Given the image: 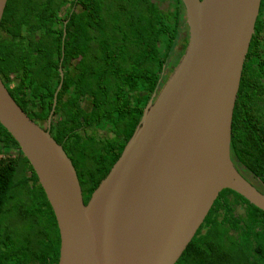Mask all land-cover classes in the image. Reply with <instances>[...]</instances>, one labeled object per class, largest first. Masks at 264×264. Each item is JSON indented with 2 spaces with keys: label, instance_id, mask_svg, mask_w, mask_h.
<instances>
[{
  "label": "trees",
  "instance_id": "1",
  "mask_svg": "<svg viewBox=\"0 0 264 264\" xmlns=\"http://www.w3.org/2000/svg\"><path fill=\"white\" fill-rule=\"evenodd\" d=\"M188 40L182 0H8L0 75L17 103L46 126L62 68L50 132L77 170L85 203ZM231 158L264 191V0L234 108ZM60 246L38 175L0 122V264H58ZM175 264H264V210L222 189Z\"/></svg>",
  "mask_w": 264,
  "mask_h": 264
},
{
  "label": "water",
  "instance_id": "2",
  "mask_svg": "<svg viewBox=\"0 0 264 264\" xmlns=\"http://www.w3.org/2000/svg\"><path fill=\"white\" fill-rule=\"evenodd\" d=\"M182 1L185 52L87 203L72 160L50 132L62 68L46 126L0 75V122L54 209L58 264H175L224 188L264 210V191L231 158L234 108L262 0ZM7 2L0 0V25Z\"/></svg>",
  "mask_w": 264,
  "mask_h": 264
},
{
  "label": "flooded vegetation",
  "instance_id": "3",
  "mask_svg": "<svg viewBox=\"0 0 264 264\" xmlns=\"http://www.w3.org/2000/svg\"><path fill=\"white\" fill-rule=\"evenodd\" d=\"M12 76H14V75H12ZM247 177H249V175H248ZM249 179H251V178L249 177ZM252 182L255 184V181H254V180H253ZM255 185H256V184H255Z\"/></svg>",
  "mask_w": 264,
  "mask_h": 264
},
{
  "label": "rangeland",
  "instance_id": "4",
  "mask_svg": "<svg viewBox=\"0 0 264 264\" xmlns=\"http://www.w3.org/2000/svg\"><path fill=\"white\" fill-rule=\"evenodd\" d=\"M44 125H46V124H44ZM259 186V185H258Z\"/></svg>",
  "mask_w": 264,
  "mask_h": 264
}]
</instances>
